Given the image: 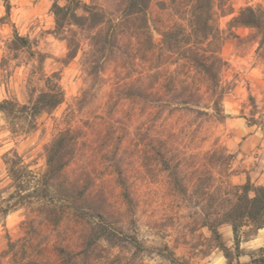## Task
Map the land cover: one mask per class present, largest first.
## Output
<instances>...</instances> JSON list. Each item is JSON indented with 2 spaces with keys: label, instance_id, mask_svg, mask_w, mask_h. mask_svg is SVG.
<instances>
[{
  "label": "clouds",
  "instance_id": "obj_1",
  "mask_svg": "<svg viewBox=\"0 0 264 264\" xmlns=\"http://www.w3.org/2000/svg\"><path fill=\"white\" fill-rule=\"evenodd\" d=\"M0 264H264V0H0Z\"/></svg>",
  "mask_w": 264,
  "mask_h": 264
}]
</instances>
